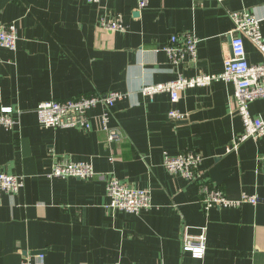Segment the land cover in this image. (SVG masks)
Listing matches in <instances>:
<instances>
[{"label": "crops", "instance_id": "0c3cea01", "mask_svg": "<svg viewBox=\"0 0 264 264\" xmlns=\"http://www.w3.org/2000/svg\"><path fill=\"white\" fill-rule=\"evenodd\" d=\"M0 0V22L14 23L18 46H0V107L21 114L14 130L0 131V172L22 176L18 196L0 193V264H264V202L206 210L200 187L207 181L230 200L242 194L264 200V138L239 141L244 132L234 85L217 81L180 92L144 96L145 87L180 77L218 75L231 54L232 14L261 18L264 0ZM121 19L126 31L102 21ZM194 34L198 58L171 63L164 48L173 36ZM247 60L264 57L246 40ZM124 96L108 111L109 141L98 105L90 130L47 129L36 109L51 100ZM184 115L173 120L169 112ZM264 119V99L250 105ZM201 155L199 179L170 173L165 155ZM89 162L133 188L150 191L153 208L133 215L108 210L107 185L99 178H49L57 160ZM207 239L202 260L184 250L185 238Z\"/></svg>", "mask_w": 264, "mask_h": 264}, {"label": "built area", "instance_id": "2783aa9c", "mask_svg": "<svg viewBox=\"0 0 264 264\" xmlns=\"http://www.w3.org/2000/svg\"><path fill=\"white\" fill-rule=\"evenodd\" d=\"M89 3H98L101 0H86ZM224 4L228 0H216ZM149 0H140L139 8L145 9ZM234 29L230 34L231 54L224 59V70L218 75L202 74L194 78L180 77L177 80L145 87L141 93L144 96H152L156 93L167 92L171 94V100L176 103L180 99V92L197 86H210L214 82L223 81L234 85L236 99V111L241 117L244 132L238 138L239 141L264 138V119L251 114L250 105L259 99H264V61L260 64H250L247 60L246 40L252 42L264 57V32L261 26V18L249 11H239L232 14ZM102 27L109 31H126V26L121 19L102 21ZM18 29L12 24L0 22V46L11 51H16L18 46ZM200 40L194 34L175 35L170 44L164 48L172 64L180 65L186 55L194 60L198 58V44ZM125 95L119 92H111L105 96H82L75 99L51 100L38 105L36 113L38 120L47 129L82 128L90 130V110L102 105L107 110L101 117L103 129L108 133L109 141L121 140L122 132L119 129L112 130L109 127V113L117 101ZM21 112L13 106L0 107V131L3 129L14 130L19 125L18 115ZM173 120H182L184 115L175 111L169 112ZM203 161L201 155L191 151L177 156L165 155L164 165L173 174H179L189 181L199 179L198 168ZM49 178H77L89 181L99 178L107 185L109 198L108 210L111 212H127L137 215L144 210L153 208V198L148 190L133 188L119 180L112 173H98L92 163L73 162L68 159L57 160L48 175ZM25 188V180L22 176L0 172V193L18 196ZM201 202L206 210L217 206L225 208H239L244 204L258 205L264 202L256 195L242 194L238 200L228 199L222 190L211 186L207 181L200 187ZM184 250L194 259L202 260L207 251V239L202 234L197 239L185 238ZM44 254L26 257L23 264H37Z\"/></svg>", "mask_w": 264, "mask_h": 264}, {"label": "water", "instance_id": "95a60500", "mask_svg": "<svg viewBox=\"0 0 264 264\" xmlns=\"http://www.w3.org/2000/svg\"><path fill=\"white\" fill-rule=\"evenodd\" d=\"M39 254H43V252H38V254H37V255H39Z\"/></svg>", "mask_w": 264, "mask_h": 264}]
</instances>
